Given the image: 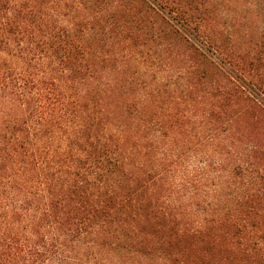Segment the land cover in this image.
I'll return each mask as SVG.
<instances>
[{
	"label": "trees",
	"instance_id": "16d2710c",
	"mask_svg": "<svg viewBox=\"0 0 264 264\" xmlns=\"http://www.w3.org/2000/svg\"><path fill=\"white\" fill-rule=\"evenodd\" d=\"M192 2L0 0V264H88L78 249L85 241L98 245V257L114 253L111 261L264 264V235L248 229L254 216L207 217L191 228L168 201L174 168L157 173L137 160L136 149L161 147L159 137L142 133L157 129L171 139L179 123L174 84L192 85L197 104L207 100L210 123L224 118L243 134L248 111L264 118V15H244L239 32L238 17L226 9L231 21L222 36L205 20L223 13L210 17V2L195 17L200 3ZM181 19L195 22L202 40ZM174 43L189 54L174 55ZM117 46L121 65L109 69ZM137 93L141 100L130 99ZM51 148L63 156L53 158ZM130 150L132 165L123 157ZM255 167L264 172L261 163ZM172 224L181 231L190 225L181 235L198 239L189 261L150 245L158 227Z\"/></svg>",
	"mask_w": 264,
	"mask_h": 264
},
{
	"label": "rangeland",
	"instance_id": "374dc122",
	"mask_svg": "<svg viewBox=\"0 0 264 264\" xmlns=\"http://www.w3.org/2000/svg\"><path fill=\"white\" fill-rule=\"evenodd\" d=\"M183 1L185 2V0ZM192 1L195 6L200 3L198 6L199 11L195 12V17L198 15L202 16L201 12L206 11L205 8L212 3L215 6L209 8L212 14L210 17L214 18L215 15L223 13L224 18L218 17L214 20H210V18L207 21L205 20L207 28L222 36H228L229 33L225 30V26L231 21V18H227L225 15L226 9H230L238 17L236 28L239 32L246 27L242 20L244 15L252 18L257 10L260 15H264V0ZM256 2L260 5L258 8L255 6ZM42 5L45 6L46 3ZM188 6L190 5L188 4ZM172 14L176 16L175 13ZM53 17L51 22L55 23L56 15ZM207 18L208 13L206 15ZM66 19L70 20V17L66 15V17L61 18L64 21ZM196 21L199 22L200 26L202 25L200 20ZM181 22L194 36L202 40L199 32L200 28L199 31L198 27L196 29L197 25H195V22L191 23L186 21V19H181ZM259 23L260 21L257 25ZM238 37L240 38V36ZM244 38L242 37V39ZM108 48V44H104L98 46L97 49L102 52ZM115 50L116 53L112 55L115 57H112V61L105 63L109 69H116L121 65V57L119 56L121 48L117 46ZM182 50L175 46L174 43V55L177 56L179 51L185 53H183L184 57L187 53L189 54L187 50ZM115 58L116 60L113 62ZM185 84L181 82L177 85L174 84L172 87V90L174 89V114L179 113L174 120L179 121V123L174 124V133L171 139L170 137L163 138V132L165 131L160 132L157 129H153L149 133H142V135L148 134L149 139L159 137L161 147L154 150L143 149L142 154L140 153L141 149H136V154L142 155L137 160L144 163L148 169L157 173L174 168V171L171 172L170 183L166 186L174 190V194L171 198L169 197L168 201L174 207H179L182 212L180 215L182 219L191 221V228L204 226L206 224L204 221L207 217L224 219L234 215L242 218L250 213L251 216L255 217V222L252 220L250 222L256 225L252 227L249 225L248 229H252L259 235H264V185L262 184L264 179H260L264 172H258L255 167V163H261L264 166V118L259 119L260 115L255 109L248 111V114L240 121L243 134L242 132L228 129L224 118L212 120L215 123H210L203 115L204 107H206L204 104H206L207 100H200L198 104L194 100L192 101L191 97L195 96L192 94V85ZM139 88L143 87L139 86ZM139 88L138 90H143ZM142 97L141 93H137L135 96H131L130 99L138 102ZM184 101H187L186 105ZM175 103L179 109L175 106ZM191 104L197 105V112L194 110L190 111ZM240 127L237 126V130ZM166 133L168 134V131ZM172 138L174 139L172 140ZM51 149H54L51 153L53 158H61L64 154L62 149ZM132 150L123 152V157L128 159L127 162L130 165L134 163L130 154ZM9 166L16 167L12 162H10ZM5 174L6 182L11 186L13 181L12 174L11 172ZM152 228L153 226H147V229ZM178 228V225L172 224L164 230L165 232H162L161 227H158L160 232L150 245L151 247H153L152 244L154 243L158 247L165 245L168 249H173V252L175 251L177 255H180L182 261H189L193 257V247L200 246V244L197 242V238L192 239L181 235L187 231V228L189 231L190 225L181 226L184 229L182 231ZM248 229L245 231H248ZM175 232L180 235H174ZM167 235L171 238H168ZM162 236L165 238L163 239ZM258 240L259 246L264 247V239L261 240L258 237ZM97 247L98 245L94 241L83 242L78 248L83 257L81 262L87 261L88 264H154L148 257L145 258V261H139L131 259L130 256L128 257L129 259L121 258L118 260L117 256L111 261L114 253L110 254V260H106L102 258L104 256H97ZM170 264H174V259L170 261Z\"/></svg>",
	"mask_w": 264,
	"mask_h": 264
}]
</instances>
